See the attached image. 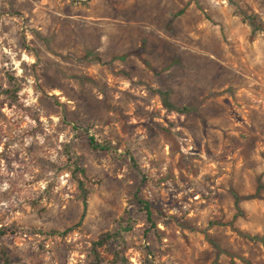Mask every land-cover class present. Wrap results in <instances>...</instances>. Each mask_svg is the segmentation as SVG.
Segmentation results:
<instances>
[{"label": "rangeland", "instance_id": "374dc122", "mask_svg": "<svg viewBox=\"0 0 264 264\" xmlns=\"http://www.w3.org/2000/svg\"><path fill=\"white\" fill-rule=\"evenodd\" d=\"M13 229L10 264H114L116 230L126 264H264V0H0Z\"/></svg>", "mask_w": 264, "mask_h": 264}, {"label": "trees", "instance_id": "16d2710c", "mask_svg": "<svg viewBox=\"0 0 264 264\" xmlns=\"http://www.w3.org/2000/svg\"><path fill=\"white\" fill-rule=\"evenodd\" d=\"M168 108H170L169 106H167ZM90 146H92L93 149H96L97 147L95 146V143L93 141V139L90 140ZM258 195L255 194L253 196H249V197H235V202L239 203L241 201H249V200H253V199H257ZM138 204L142 206V208L146 211L147 213V220L148 222H151V213L149 211V204L145 201H141L138 200ZM83 214L81 217V220L84 218L85 216V211H86V199H83ZM71 231V229L65 231L64 233H50L49 235H46L48 237L50 236H65L67 234H69ZM16 233H21V234H40L38 232L35 231H23V230H5V231H0V238L6 234H10V235H15ZM110 241H115L117 243H119V245L121 246L119 250L116 251L115 253V263L114 264H126V259L123 255V245H124V240H123V235L122 232L119 230H116L114 232H107L102 234L98 241L95 242L94 248H102L105 244L109 243ZM0 261H2V264H10V258L8 256V254L6 253L4 247L0 244Z\"/></svg>", "mask_w": 264, "mask_h": 264}, {"label": "built area", "instance_id": "2783aa9c", "mask_svg": "<svg viewBox=\"0 0 264 264\" xmlns=\"http://www.w3.org/2000/svg\"><path fill=\"white\" fill-rule=\"evenodd\" d=\"M25 235V234H24Z\"/></svg>", "mask_w": 264, "mask_h": 264}]
</instances>
